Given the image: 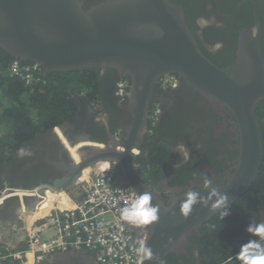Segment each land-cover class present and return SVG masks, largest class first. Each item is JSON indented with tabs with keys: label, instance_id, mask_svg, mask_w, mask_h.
Wrapping results in <instances>:
<instances>
[{
	"label": "water",
	"instance_id": "1",
	"mask_svg": "<svg viewBox=\"0 0 264 264\" xmlns=\"http://www.w3.org/2000/svg\"><path fill=\"white\" fill-rule=\"evenodd\" d=\"M261 36L257 17L251 28L239 32L233 62L219 67L199 49L183 21L181 7L169 0H0V51L11 61L34 66L44 77L72 72H88L99 79L112 75L124 82L121 99H125L130 115L123 141L113 146L82 133L69 138L65 134L63 137L62 129V137L59 128L52 130L63 141L66 160L61 165L67 175L52 184L32 188L9 185L2 189L0 209L17 199L23 224L20 231L14 232L18 245L9 246L11 243L1 240L2 236L4 244L0 245L8 250L20 249L29 225L36 219L29 223V214H36L49 194L79 202L83 197L79 192L81 171L108 162L114 166V185L136 195L151 192V203L160 205L157 222L146 230H129L133 243L139 245L145 239L152 251L153 258L141 257V264H166L187 235L196 234L200 225L223 212L222 194H227L228 208L250 190L259 175L264 146L253 110L264 101ZM169 76L198 90L220 110H227L236 127L238 153L225 182L201 181L174 188L176 192L166 203L162 194L142 179L136 157L148 128L151 91L161 78ZM69 149L76 150L77 161ZM174 189L168 188L171 192ZM189 192L196 194L197 203L185 217L181 206ZM18 194L26 195L20 200L27 203L24 210L16 198ZM29 194L34 197L29 199Z\"/></svg>",
	"mask_w": 264,
	"mask_h": 264
},
{
	"label": "flooded vegetation",
	"instance_id": "2",
	"mask_svg": "<svg viewBox=\"0 0 264 264\" xmlns=\"http://www.w3.org/2000/svg\"><path fill=\"white\" fill-rule=\"evenodd\" d=\"M169 2L181 7L183 21L199 49L217 66L226 67L233 62L239 32L244 28H251L257 17L261 25V50L264 55V0H169ZM202 19L208 22L206 26L199 23ZM11 59L0 51V75L7 74L14 77L8 72L14 64ZM17 65L19 68L23 66ZM95 78L99 98L102 99V102L98 103L101 109L88 99V90L91 89L88 84L84 89H79L70 96V101L73 102L71 107L73 113L70 118L18 144L16 151L10 154L11 158L0 162V194L2 189L9 185L32 188L41 184H52L53 181L67 175L61 165V162L66 160L62 153L63 141H60L56 132H52L54 129H62L63 137L65 134L73 138L75 134L82 133L89 139L104 142L108 146L123 141L130 124V115L125 109V99H121L117 92L120 85L125 86L124 82L120 83L112 75L100 79L95 76ZM167 78H161L159 84L151 91L148 128L142 135L136 157V165L140 168L142 179L159 191L166 203L168 197L176 192L174 188L182 189L193 182L206 180L212 184L225 182L233 172L238 153L236 127L227 110L222 108L220 110L219 105L177 77L173 76L176 85L171 88ZM88 80L91 81L92 78ZM38 83L49 84L51 80L49 76L44 77L36 72L30 85L36 87ZM28 86L24 85L29 88ZM38 92L42 90L38 89ZM257 106L262 109L256 111ZM253 112L264 146V101L258 103ZM62 135L60 134L61 137ZM181 143L189 149L188 160L177 152L176 145ZM20 148L28 150L31 155H18ZM69 151L77 161L76 150L69 149ZM156 158L160 159L159 163L155 161ZM149 162L159 164L160 167L152 169V166L148 165ZM110 168L115 173L112 164ZM89 177L90 172L87 167L81 172L79 183L88 181ZM168 188H173L174 191L171 192ZM80 189L79 192L83 194V187L80 186ZM258 194L260 196L262 193ZM51 196L48 195L36 214L29 216V223L37 216H45L56 205L61 210L74 205V202L64 195H56L58 204H55V198L50 200ZM16 202L18 203L17 199H12L0 209V237L2 236L1 240L10 242L9 246L19 244L20 241L14 232L20 231L23 224ZM261 202L262 205L256 207V216L252 214V219L246 220L240 228L228 225L225 228V236L220 235L218 242L221 245L217 255L220 256L221 261L218 264H242V261L236 257L239 248L251 239H258L246 231L247 226L252 221L254 223L264 221L262 214L264 202ZM232 205L227 210L230 213L228 216L234 218L231 212ZM224 218L221 220V228L227 223ZM136 228L138 227L131 226L130 229ZM1 240V244H4ZM200 241V234L187 235L181 248L172 254V263L182 264L180 257L183 256L187 264H201L197 250ZM228 247L231 251L228 254L222 253L221 248ZM0 264H9V262L0 260ZM41 264H97V262L93 255L86 251H67L63 254L53 253Z\"/></svg>",
	"mask_w": 264,
	"mask_h": 264
},
{
	"label": "built area",
	"instance_id": "3",
	"mask_svg": "<svg viewBox=\"0 0 264 264\" xmlns=\"http://www.w3.org/2000/svg\"><path fill=\"white\" fill-rule=\"evenodd\" d=\"M30 85L33 74L39 73L34 66L19 68L14 62L8 71ZM170 87L176 80L169 76ZM117 95H123L119 86ZM98 164V163H97ZM93 165V172L84 185L83 197L68 209H51L43 217L36 218L29 225L27 239L23 248L0 252V260L9 264H41L53 253L67 251H86L95 256L99 264H141V254L136 252L139 245L133 243L131 227L120 219V209L128 206L137 195L128 188L114 185L110 164ZM26 196V195H24ZM17 195L21 209L25 201ZM34 197L29 194V199ZM2 201V199H0Z\"/></svg>",
	"mask_w": 264,
	"mask_h": 264
},
{
	"label": "trees",
	"instance_id": "4",
	"mask_svg": "<svg viewBox=\"0 0 264 264\" xmlns=\"http://www.w3.org/2000/svg\"><path fill=\"white\" fill-rule=\"evenodd\" d=\"M89 78L92 80L89 81ZM49 79L51 83H38L35 87L25 85V82L17 76L0 75V162L8 161L11 158L10 154L16 151L18 144L70 118L73 113L71 108L73 102L70 101V96L79 89H84L87 84L91 87L88 90V99L101 109L98 103H101L102 99L99 98L96 78L93 74L88 72L52 74L49 75ZM78 82L81 83L77 84ZM38 89L42 92H38ZM261 109L259 106L256 107V111ZM155 161L159 163L160 159L156 158ZM148 165L152 166V169L160 167L159 164L151 162ZM258 193L262 194L259 196ZM261 201L264 202V154L257 179L250 190L231 207V212L235 217L226 216L224 219L227 223L221 228V213L198 227L196 235H201V241L197 250L201 264H218L221 261L220 256L217 255L221 245L218 242L220 235L225 236V228L228 225L240 228L246 220L252 219V214L256 216V207L262 205ZM23 247L24 245L20 248ZM221 250L226 254L231 251L229 247L221 248ZM2 252L5 251L2 250ZM172 257L173 255H170L166 264H175V262L172 263ZM180 258H182V264H187L183 256Z\"/></svg>",
	"mask_w": 264,
	"mask_h": 264
},
{
	"label": "clouds",
	"instance_id": "5",
	"mask_svg": "<svg viewBox=\"0 0 264 264\" xmlns=\"http://www.w3.org/2000/svg\"><path fill=\"white\" fill-rule=\"evenodd\" d=\"M199 23L202 26L207 25L206 20H200ZM177 152L182 154L185 160L189 159V149L184 144L176 145ZM18 155L25 156L31 155V153L24 149H18ZM205 183H210V181H205ZM186 200L182 203L181 210L185 217L192 210V206L197 203V197L195 193H187ZM227 194H222L221 204L224 210L221 214V219L228 216L230 213L225 207L227 205ZM152 193L144 192L142 194H137V197L130 205L122 207L120 209V219L127 222L128 224L138 227L147 228L153 225L159 219L160 205H153ZM246 231L252 234L258 239H251L247 243L243 244L240 248L239 253L236 255L242 261V264H264V221L259 223H254L253 221L247 226ZM6 250L0 245V249ZM138 254H141L144 259L151 260L153 258L152 251L146 246V240L141 239L139 241V247L136 249Z\"/></svg>",
	"mask_w": 264,
	"mask_h": 264
},
{
	"label": "bare ground",
	"instance_id": "6",
	"mask_svg": "<svg viewBox=\"0 0 264 264\" xmlns=\"http://www.w3.org/2000/svg\"><path fill=\"white\" fill-rule=\"evenodd\" d=\"M97 165H98V166H105L106 164H105V162H103V163H102V162H99ZM86 168H87V167H86ZM84 169H85V168H84ZM84 169H83V170H84ZM89 169H90L89 172H90V175H91V173L93 172V167L90 166ZM83 170H82V171H83ZM82 171H81V172H82ZM89 179H90V177H89ZM55 196H56V195H55ZM55 196H51V197H50V200H53ZM56 197H57V196H56ZM73 206H74V205H72L70 208H72ZM54 208H56V206H55ZM30 213H31V212H30ZM34 214H35V213H31V214H29V216L31 217V215H34Z\"/></svg>",
	"mask_w": 264,
	"mask_h": 264
},
{
	"label": "crops",
	"instance_id": "7",
	"mask_svg": "<svg viewBox=\"0 0 264 264\" xmlns=\"http://www.w3.org/2000/svg\"><path fill=\"white\" fill-rule=\"evenodd\" d=\"M54 198H55V199H54L55 204H58V199H57V197L55 196ZM56 208L61 209L60 207H58V205H56ZM69 208H70V207H69ZM37 218H40V217L37 216Z\"/></svg>",
	"mask_w": 264,
	"mask_h": 264
},
{
	"label": "rangeland",
	"instance_id": "8",
	"mask_svg": "<svg viewBox=\"0 0 264 264\" xmlns=\"http://www.w3.org/2000/svg\"><path fill=\"white\" fill-rule=\"evenodd\" d=\"M103 163V162H102ZM90 170V169H89ZM91 177V176H90ZM84 184V183H83ZM83 188H84V185H83ZM84 192V191H83ZM52 209H58V208H52ZM62 210H64V209H62ZM3 250V248L2 249H0V251H2ZM5 251V250H4Z\"/></svg>",
	"mask_w": 264,
	"mask_h": 264
}]
</instances>
